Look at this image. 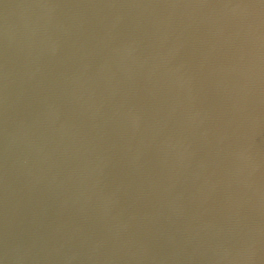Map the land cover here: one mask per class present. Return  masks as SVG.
Returning a JSON list of instances; mask_svg holds the SVG:
<instances>
[{
  "label": "water",
  "instance_id": "1",
  "mask_svg": "<svg viewBox=\"0 0 264 264\" xmlns=\"http://www.w3.org/2000/svg\"><path fill=\"white\" fill-rule=\"evenodd\" d=\"M0 264H264V0H0Z\"/></svg>",
  "mask_w": 264,
  "mask_h": 264
}]
</instances>
